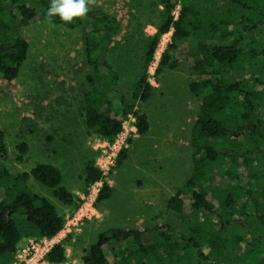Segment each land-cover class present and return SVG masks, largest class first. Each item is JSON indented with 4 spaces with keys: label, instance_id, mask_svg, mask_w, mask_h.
<instances>
[{
    "label": "trees",
    "instance_id": "16d2710c",
    "mask_svg": "<svg viewBox=\"0 0 264 264\" xmlns=\"http://www.w3.org/2000/svg\"><path fill=\"white\" fill-rule=\"evenodd\" d=\"M88 0H0V78L16 79L28 57L20 30L34 20L62 23L72 18L82 28L87 83L78 107L88 129L113 141L132 115L139 134L150 130L148 114L137 107L151 97L150 66L163 34L173 28L155 78L184 49L190 60L189 89L199 112L192 128V172L167 200L170 219L152 227H111L98 234L82 256L84 264H264V0H165L163 22L148 39L132 99L118 92L120 74L108 60L121 29L117 16L91 11ZM1 89V84H0ZM118 92V94H117ZM116 100V101H115ZM133 138H128L131 145ZM24 160L29 143L16 145ZM123 147L116 166L127 159ZM92 150L84 166L82 191L103 180L96 205L111 198L113 187L97 166ZM0 130V264H14L25 238H52L66 218L46 196L29 186L34 178L51 188L72 211L83 198L63 185L62 170L37 162L14 174L6 165ZM172 218V219H171ZM49 262L67 259L65 243L47 252Z\"/></svg>",
    "mask_w": 264,
    "mask_h": 264
},
{
    "label": "rangeland",
    "instance_id": "374dc122",
    "mask_svg": "<svg viewBox=\"0 0 264 264\" xmlns=\"http://www.w3.org/2000/svg\"><path fill=\"white\" fill-rule=\"evenodd\" d=\"M164 1L88 0L89 10L111 13L121 22L107 58L120 74L118 92L129 100L142 70L148 39L164 20ZM20 33L29 43L28 57L16 79L0 78V130L7 147L6 165L18 174L29 171L37 162L56 164L62 170L63 185L85 197L82 205L98 186L92 185L87 195L82 191L85 162L97 137L86 126L78 107L87 88L82 28L72 18L62 23L37 19L23 26ZM164 35L149 69L154 85L151 97L137 103L148 114L150 130L146 134L131 131L133 120L127 118L126 129L133 142L128 143L130 150L124 163L113 169L115 165L105 176L113 187L111 198L95 205L96 214L75 224L72 218L81 205L72 211L51 188L34 178L28 182L66 218L64 229L52 240V244L65 243V262L82 263V256L97 241L98 234L111 227L143 229L166 223L170 219L168 198L191 175V132L199 104L188 86L192 73L184 49L173 51L171 63L177 60V65L167 67L155 78L161 55L171 41L172 34ZM163 38L169 39L166 45L161 43ZM21 138L29 143L24 160L18 159L16 148ZM29 244V238H25L19 248Z\"/></svg>",
    "mask_w": 264,
    "mask_h": 264
},
{
    "label": "built area",
    "instance_id": "2783aa9c",
    "mask_svg": "<svg viewBox=\"0 0 264 264\" xmlns=\"http://www.w3.org/2000/svg\"><path fill=\"white\" fill-rule=\"evenodd\" d=\"M180 8H181L180 5H178L176 9L173 11L175 18L178 17ZM172 31H173V28H171L169 32L165 33L164 38L166 35L170 36L172 34ZM164 38L161 43L166 45L170 37L169 39L168 38L164 39ZM155 58H156V55H155ZM129 117H132V120H133L131 131H136L137 129L134 125L135 118L132 115H130ZM126 120L124 121L123 131L119 133L118 136L113 141L107 138H103L101 136H97L95 138V142L92 147L94 150H100V154L97 157L96 164L102 170L104 177L108 175L112 171V168L116 165L118 154L120 153L122 148L128 146V138L130 136V131L126 129ZM101 183L103 184V180L97 181L96 183L93 184V187L98 185L97 189H94V190L92 189V192L88 196H86V201L78 208L76 213H74L72 221L75 224L83 223V220L85 218H90L91 215L96 214V207H95L96 198H97V194L100 188L102 187ZM82 198L84 199L85 197H82ZM54 238L55 236L52 238L43 237V238H40L39 241H36V238H29V241H30L29 245L23 248L18 247L14 264H70L69 262H65V261L62 263L49 262L46 259L47 252L54 245L52 244V240ZM75 264H84V263L79 262Z\"/></svg>",
    "mask_w": 264,
    "mask_h": 264
}]
</instances>
